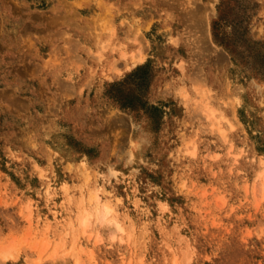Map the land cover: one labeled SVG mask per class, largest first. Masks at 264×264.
I'll return each mask as SVG.
<instances>
[{
  "label": "rangeland",
  "instance_id": "374dc122",
  "mask_svg": "<svg viewBox=\"0 0 264 264\" xmlns=\"http://www.w3.org/2000/svg\"><path fill=\"white\" fill-rule=\"evenodd\" d=\"M0 264H264V0H0Z\"/></svg>",
  "mask_w": 264,
  "mask_h": 264
},
{
  "label": "bare ground",
  "instance_id": "6f19581e",
  "mask_svg": "<svg viewBox=\"0 0 264 264\" xmlns=\"http://www.w3.org/2000/svg\"><path fill=\"white\" fill-rule=\"evenodd\" d=\"M197 13V12H196ZM196 13H194V15L196 14ZM198 14V13H197ZM197 16V15H196ZM195 18V17H194ZM196 19V18H195ZM197 19H198V17H197ZM202 22V21H201ZM192 23H194V22H192ZM205 24H206V22H204ZM202 23H199V25L198 26H200ZM197 25V24H196ZM202 26V25H201ZM203 27H205V25L203 26ZM195 28H197V27H195ZM195 31V30H194ZM202 31V30H201ZM197 33V32H196ZM140 35V34H139ZM191 35V34H190ZM140 37H141V35H140ZM137 38V37H136ZM135 38V39H136ZM143 38V37H142ZM180 39V38H179ZM199 42V41H198ZM133 56H135V55H133ZM132 56V58H134ZM139 56V55H138ZM143 58V57H142ZM142 58H140V57H137L136 59L137 60H140V59H142ZM215 61V60H214ZM213 61V62H214ZM210 111V110H209ZM211 114V113H210ZM99 200V199H98ZM109 205V204H108ZM107 204H102V205H99V207H98V210H99V219L102 221V220H105L106 218H107V216L109 215V213L111 212V207H109ZM92 215V214H91ZM86 216L87 215H85L84 217H83V219H82V223L84 224L85 223V225H86V223H87V218H86ZM108 222H110V224H112V226H113V230H111V232L112 233H115V232H117V231H120L121 230V224H120V222L119 221H117L116 219H109V221ZM86 227V226H85ZM88 227V226H87ZM82 228H83V226H82ZM83 231V230H82ZM111 233V234H112ZM113 236V235H112Z\"/></svg>",
  "mask_w": 264,
  "mask_h": 264
}]
</instances>
